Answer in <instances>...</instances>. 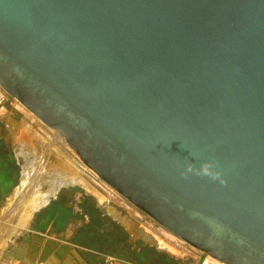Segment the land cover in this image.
<instances>
[{"label": "water", "instance_id": "obj_1", "mask_svg": "<svg viewBox=\"0 0 264 264\" xmlns=\"http://www.w3.org/2000/svg\"><path fill=\"white\" fill-rule=\"evenodd\" d=\"M0 86L182 241L264 264V0H0Z\"/></svg>", "mask_w": 264, "mask_h": 264}, {"label": "rangeland", "instance_id": "obj_2", "mask_svg": "<svg viewBox=\"0 0 264 264\" xmlns=\"http://www.w3.org/2000/svg\"><path fill=\"white\" fill-rule=\"evenodd\" d=\"M5 112L14 113L20 117L24 125H26L24 127L26 132L28 131L30 135L34 136L36 134L35 137L39 139V142H43V145L45 144L47 148L42 147L43 150L33 148V150L28 147L21 150L10 139L5 146L0 141V170L6 176H10L14 184L3 203V208L0 210V264H12L11 254L13 246L17 243V239L33 224L36 218L44 214H48L50 218H53L59 212L62 213L61 211L68 210L64 209L63 205L71 206L72 208L79 206L83 200V196L91 197L86 193H90L92 190L99 191L111 202L123 208L137 221L143 231L142 233L139 232V234L133 235L131 240H129L130 247L133 245L136 249L126 248L113 242L107 233L100 232L97 227L94 228L92 221L84 224L83 218L77 220L78 222L76 223L77 237L81 243L95 246L103 253L126 259L136 264H155L158 260L156 259L157 257H154L153 251L157 248L160 253L170 258L171 261L166 264L200 263V258L203 255L201 251L182 241L98 178L92 170L83 164L77 155L59 141V138L42 121L11 96L0 107V117H3L6 114ZM53 146H59L58 148L62 149L63 152H68L77 160L76 164L78 165L79 175L83 176L86 180L89 186L88 189L79 183L69 187L60 185L64 181L63 173L61 170H58L59 168H55V165L48 163L50 157L54 159L53 150L51 149ZM25 165L27 166L26 171L32 172L34 178L32 176L29 178L30 180H27L26 177L27 190L22 189L21 192H18L24 179L23 166ZM39 192L49 193L45 197L44 204L33 212L28 226L22 229L19 234L12 235L8 239L6 246L2 247V239L6 238L19 223L24 204ZM69 210L71 211L72 209ZM144 250H147L149 253L147 258H143L142 256V251Z\"/></svg>", "mask_w": 264, "mask_h": 264}, {"label": "crops", "instance_id": "obj_3", "mask_svg": "<svg viewBox=\"0 0 264 264\" xmlns=\"http://www.w3.org/2000/svg\"><path fill=\"white\" fill-rule=\"evenodd\" d=\"M5 113L3 117H0V141L5 146L10 139L13 143L15 142L16 147L19 149L28 148L17 137L21 135L26 125H24L20 117L19 121H17L16 114ZM5 131L6 137L3 139V132ZM9 177L0 170V210L9 195V190L14 185L12 178ZM83 186L89 188L88 185ZM91 198L88 197L92 202ZM89 207L98 209L96 204L95 206L94 204L89 205ZM89 207L82 204L75 208L63 205V208L68 210L61 211L62 213L59 212L53 218H50L48 214L36 218L13 246L11 254L12 264H136L118 257H116L115 261H110L109 256L112 255L103 253L95 246L81 243L78 240L76 231L77 220L84 218V224L92 221L94 228L99 224L95 218L98 213L92 215L91 210L88 209ZM69 209L72 210L70 211ZM129 247L130 245L128 244L126 248ZM156 250L158 251V248Z\"/></svg>", "mask_w": 264, "mask_h": 264}, {"label": "bare ground", "instance_id": "obj_4", "mask_svg": "<svg viewBox=\"0 0 264 264\" xmlns=\"http://www.w3.org/2000/svg\"><path fill=\"white\" fill-rule=\"evenodd\" d=\"M17 137H18V139L20 141H22L23 143H25V145H27L28 147H30L32 149L33 148H36V149L38 148L40 150H43L42 147L43 148L44 147L47 148L45 146V144L43 145V142L42 143L39 142V139H37L33 135L31 136L28 133V131L26 132V130L24 128H23V132L21 133V135L20 136H17ZM58 147H54L53 146L51 148L53 150V154H54V159L55 160L53 158L51 159V157H50V160L48 159L49 160L48 163L55 165V168H59L58 170H61V172L63 173V176H64V178H63L64 181L73 182V183H79L81 185H85L86 186L87 185L86 180L83 178V176H80L79 175L78 165L76 164L77 163V160L74 157H72L68 152H63L62 149H60ZM47 157H48V155H47ZM26 177H27V180H28L31 177L34 178V175H32V172L26 171V175H25L24 179L22 180V185H21V188L18 190V192H21L22 189L27 190L28 187H26V185H28V184H26V181H27L25 179ZM52 190H51V192H52ZM35 193H37V192H35ZM47 194H49V193H47V192L46 193L45 192L40 193L39 192L38 194H35L32 197V199H29L24 204V207H23V210H22V214H21L20 219H19V223L11 231V233L8 236H6V238H4L2 240V247H5L6 246L8 239L12 235L19 234L22 229H24V228H26L28 226V223H29L30 219L32 218L33 212L38 207H40V206H42L44 204L45 199H46L45 197L47 196ZM93 194H95L101 201L106 199V197L102 193H100L99 191H97V190H93ZM23 196H25V195H23Z\"/></svg>", "mask_w": 264, "mask_h": 264}, {"label": "flooded vegetation", "instance_id": "obj_5", "mask_svg": "<svg viewBox=\"0 0 264 264\" xmlns=\"http://www.w3.org/2000/svg\"><path fill=\"white\" fill-rule=\"evenodd\" d=\"M19 117L17 116V121H19ZM3 139L6 137V131L3 132ZM91 198V197H90ZM93 201L91 202L88 199V196H83V200L81 201V204L83 206H89L93 205L95 206V201L93 198H91ZM98 210V214L95 215L96 220H98L99 224L96 226L100 232L107 233L111 238L112 241L116 244H120L123 246H127L129 243V240H131L132 234L128 233L123 227H121L119 224H117L111 217L108 215H103V211L100 209ZM128 236H126V235ZM126 236V238L124 237ZM131 246V245H130ZM133 249H136L135 246L132 245Z\"/></svg>", "mask_w": 264, "mask_h": 264}, {"label": "clouds", "instance_id": "obj_6", "mask_svg": "<svg viewBox=\"0 0 264 264\" xmlns=\"http://www.w3.org/2000/svg\"><path fill=\"white\" fill-rule=\"evenodd\" d=\"M196 174L202 177H208L213 180L221 178V173L215 170V166L211 161H205L197 167L195 163L189 162L184 172L182 173L185 176L189 174ZM221 183H226L225 180H221Z\"/></svg>", "mask_w": 264, "mask_h": 264}, {"label": "built area", "instance_id": "obj_7", "mask_svg": "<svg viewBox=\"0 0 264 264\" xmlns=\"http://www.w3.org/2000/svg\"><path fill=\"white\" fill-rule=\"evenodd\" d=\"M10 95L0 86V107L6 103V101L9 99ZM110 261H115L116 257L109 256ZM199 264H226L224 262H221L209 255L203 254L200 258Z\"/></svg>", "mask_w": 264, "mask_h": 264}, {"label": "trees", "instance_id": "obj_8", "mask_svg": "<svg viewBox=\"0 0 264 264\" xmlns=\"http://www.w3.org/2000/svg\"><path fill=\"white\" fill-rule=\"evenodd\" d=\"M91 206V205H90ZM89 207V206H88ZM89 210H91V212H92V215L93 214H97L98 213V210L97 209H91V207H89L88 208ZM143 253H142V256H143V258H147V256H148V252H147V250H144V251H142ZM151 253V252H150ZM153 254H154V257H157L156 259L158 260L157 262H155V264L156 263H164V264H166L167 262H169V261H171L170 260V258H168V257H166L165 255H163V253H160L159 251H157V250H154L153 251ZM161 263V264H162Z\"/></svg>", "mask_w": 264, "mask_h": 264}]
</instances>
